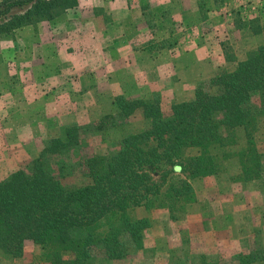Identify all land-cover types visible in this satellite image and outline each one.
<instances>
[{"label": "trees", "instance_id": "trees-1", "mask_svg": "<svg viewBox=\"0 0 264 264\" xmlns=\"http://www.w3.org/2000/svg\"><path fill=\"white\" fill-rule=\"evenodd\" d=\"M76 6L77 0H2L0 39L52 21ZM255 27V33L263 35L262 43L234 70L214 77L212 92L201 84L192 100L166 109L158 100L115 97L118 115L129 117L141 109L151 128L124 137L112 155L77 160L78 167L87 168V184L65 186L62 180L75 173L73 166L60 160L50 165L40 157L1 181L0 253L18 259L24 243L31 241L46 264H93L98 257L121 260L129 248L142 247V230L150 223L147 218H132L134 208L163 207L170 200L192 203L193 190L185 181L180 193L169 186L162 194L153 176L163 161L179 166L191 178L216 173L213 152L223 146L224 132L251 130L264 117V21ZM101 122L106 123L105 117ZM83 130L78 125L64 128L63 136L52 139L42 155L77 147ZM194 148L198 156L185 160V152Z\"/></svg>", "mask_w": 264, "mask_h": 264}, {"label": "rangeland", "instance_id": "rangeland-1", "mask_svg": "<svg viewBox=\"0 0 264 264\" xmlns=\"http://www.w3.org/2000/svg\"><path fill=\"white\" fill-rule=\"evenodd\" d=\"M192 4L198 9L194 17L204 22L205 30L212 32L221 26L217 36L223 53L220 50L218 57L224 59V63L215 58L217 64L214 65L218 69L210 68L206 79L183 83L178 79L177 89L171 96L167 94L172 92L168 93L164 87L163 91L155 90L149 97L124 96L125 99L158 100L164 109L174 103L190 101L197 86L202 84L205 90L212 92L210 81L214 77L234 70L238 62L244 61L262 43L263 35L255 33L258 31L255 26L264 21V0H197ZM14 36L0 41L14 39ZM102 115L83 114L78 125L84 129L80 132L79 145L61 153L42 155L52 139L63 136L64 128L45 135L44 140H0V144L13 145L7 154L0 148V160L10 157L9 166L0 168V182L16 170L29 168L32 161L40 157L50 165L60 160L73 166L75 173L62 180L65 186L85 185L89 182L87 168L78 167L77 160L112 155L124 137L151 128L141 109L122 117L117 114L114 101L110 112ZM103 117L106 123L101 122ZM222 139L223 146L213 152L217 171L212 175L191 178L187 172H181L179 166L170 167L163 161L153 176L160 192L164 194L170 186L180 193L185 181L193 190L194 201L182 205L183 202L170 200L163 207L134 208L130 212L132 218H147L150 222L142 230V247L129 248L124 259L108 261L98 257L93 264H245L249 260H253L249 264H264V117H259L251 130H227ZM198 154L197 149H189L183 158L189 160ZM0 264L46 263L40 259L39 247L26 241L20 258L12 259L0 253Z\"/></svg>", "mask_w": 264, "mask_h": 264}, {"label": "crops", "instance_id": "crops-1", "mask_svg": "<svg viewBox=\"0 0 264 264\" xmlns=\"http://www.w3.org/2000/svg\"><path fill=\"white\" fill-rule=\"evenodd\" d=\"M194 1L77 0L1 40L0 140H44L80 125L83 114L110 112L117 96L144 98L164 87L171 96L178 79L208 78L215 58L224 63L221 26L205 30ZM11 144H0L3 153Z\"/></svg>", "mask_w": 264, "mask_h": 264}, {"label": "clouds", "instance_id": "clouds-1", "mask_svg": "<svg viewBox=\"0 0 264 264\" xmlns=\"http://www.w3.org/2000/svg\"><path fill=\"white\" fill-rule=\"evenodd\" d=\"M177 170H179V169H177Z\"/></svg>", "mask_w": 264, "mask_h": 264}]
</instances>
